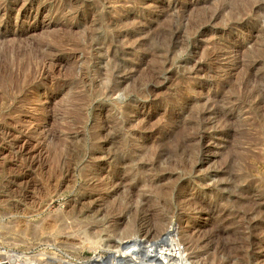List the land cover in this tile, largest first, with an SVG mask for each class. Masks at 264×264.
Here are the masks:
<instances>
[{
    "label": "rangeland",
    "instance_id": "1",
    "mask_svg": "<svg viewBox=\"0 0 264 264\" xmlns=\"http://www.w3.org/2000/svg\"><path fill=\"white\" fill-rule=\"evenodd\" d=\"M164 236L264 264V0H0V264Z\"/></svg>",
    "mask_w": 264,
    "mask_h": 264
},
{
    "label": "bare ground",
    "instance_id": "2",
    "mask_svg": "<svg viewBox=\"0 0 264 264\" xmlns=\"http://www.w3.org/2000/svg\"><path fill=\"white\" fill-rule=\"evenodd\" d=\"M229 3V2H228ZM231 3V2H230ZM211 8V7H210ZM217 13H219V12H217ZM109 44V43H108ZM5 53V52H4ZM6 53H7V51H6ZM42 57V56H41ZM46 62V61H45ZM40 66V65H39ZM39 66H38V68H39ZM41 67V66H40ZM42 68V67H41ZM44 68V67H43ZM38 70V69H37ZM42 72H43V69H42ZM41 72V73H42ZM43 75V74H42ZM13 77V76H12ZM38 90V89H37ZM31 96V95H30ZM33 99V98H32ZM187 149V148H186ZM156 153V152H155ZM121 154V153H120ZM161 154V153H160ZM154 156V155H153ZM128 157V156H127ZM116 159V158H115ZM172 164V163H171ZM141 168V167H140ZM141 170V169H140ZM112 178V177H111ZM127 183V182H126ZM125 183V184H126ZM138 183V182H137ZM124 184V183H123ZM138 186V185H137ZM137 188V187H136ZM131 193H133V192H131ZM137 194V193H136ZM148 203V202H147ZM150 208V207H149ZM155 208V207H154ZM143 219V218H142ZM158 221V220H157ZM158 226V227H157ZM156 227H157V229L156 230H160L161 228H162V226H163V222H162V220H160L159 221V223H158V225H157ZM168 231V230H167ZM166 231V232H167ZM120 233H122V232H120ZM126 236H127V234H126ZM120 237V236H119ZM122 237V236H121ZM154 238V237H153ZM165 238V236L164 237H162L161 238V240H157V241H155V242H153V243H151V244H148V243H146V245H147V248H145V246H143L145 249H146V252L145 253H143L142 254V256L144 257V259H146V258H156L155 259V261H153V264H168V263H171L172 261H169L168 259H167V262H163V261H161V260H159V255H160V253L158 254L157 252H155V254L154 253H151V255L150 254H148V251L150 250V249H154V248H156V247H159L160 245H161V243L163 244V243H167V241H162L163 239ZM153 241V240H152ZM138 242H139V244H138ZM126 243V242H125ZM125 243H116V245L115 246H107L109 249H113V252L112 253H116L117 255L116 256H122V255H124V254H121L122 252H124L126 249H128V248H130V249H142L143 247L140 245V241H136V239H135V241H131V242H127L128 244H129V246H127L128 244H125ZM96 244V243H95ZM145 244V243H144ZM98 245V244H97ZM126 245V246H125ZM167 249V248H166ZM163 249H162V247H161V250L160 251H162ZM159 251V252H160ZM164 252V251H163ZM169 252V251H168ZM181 252H182V250H181ZM162 253V252H161ZM164 253H166V252H164ZM172 253V252H171ZM170 253V254H171ZM175 253L177 254V252L175 251ZM144 254L146 255V256H144ZM141 256V255H140ZM166 256V255H165ZM170 256V255H169ZM142 257V258H143ZM171 257V256H170ZM169 258V257H168ZM175 258V257H174ZM182 258L184 259V260H186V257H185V255H182ZM160 259H164V258H162V257H160ZM177 261V260H176ZM122 262H124V261H122V259L121 258H119V259H110V260H108V264H121ZM155 262V263H154ZM125 263V262H124ZM185 262H182V263H180V264H184ZM176 264V263H175Z\"/></svg>",
    "mask_w": 264,
    "mask_h": 264
}]
</instances>
